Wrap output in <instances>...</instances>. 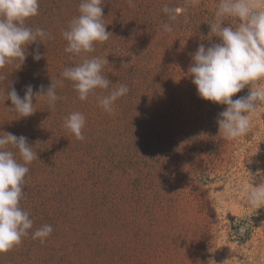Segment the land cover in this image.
Instances as JSON below:
<instances>
[{"label":"rangeland","instance_id":"obj_1","mask_svg":"<svg viewBox=\"0 0 264 264\" xmlns=\"http://www.w3.org/2000/svg\"><path fill=\"white\" fill-rule=\"evenodd\" d=\"M79 3L39 0L25 23L52 39L29 45L20 69H0V132L26 136L38 156L20 201L33 228L0 264H264V205L248 202L264 191V106L247 136L225 139V106L200 98L188 74L198 45L219 42L209 27L219 0H103L109 39L88 55L106 56L109 89L80 101L64 80L54 108L37 96L29 117L9 109L11 86L21 97L27 84L46 90L80 62L61 36ZM120 84L129 92L106 112L98 97ZM73 111L86 117L83 140L64 127ZM45 224L53 231L41 243L31 233Z\"/></svg>","mask_w":264,"mask_h":264},{"label":"clouds","instance_id":"obj_2","mask_svg":"<svg viewBox=\"0 0 264 264\" xmlns=\"http://www.w3.org/2000/svg\"><path fill=\"white\" fill-rule=\"evenodd\" d=\"M161 10L169 21L177 19V9L165 4ZM38 14L39 0H0V69L9 64L20 69L29 55V45L52 39L43 28L26 25V20ZM104 18L103 0H80L78 15L61 31L66 41L64 51L79 56L80 62L65 67L60 73L62 79L51 82L46 90L39 85L34 92V86L27 84L21 97L11 86L6 94L12 105L9 109L19 118L29 117L35 112L33 99L37 96L46 97L49 107L54 108L60 99L56 88L63 87L64 80L72 82L80 101H86L97 89H109L113 83L103 74L109 63L106 56L88 55L95 52L97 43L109 39ZM174 27L172 23L162 25L168 33ZM209 27L211 37L219 42L207 47L198 45L188 74L200 98L225 106L216 119L218 131L225 139L234 140L249 134L250 116L264 106V0H219ZM31 55L35 61L41 59L38 48ZM245 87L246 95L232 98ZM128 92V86L120 84L99 96L98 103L111 112L115 101ZM85 124L86 117L79 111L71 112L64 120V127L78 140L84 139ZM37 159L26 136L0 132V253L20 244L33 228V219L20 201L30 171L28 165ZM248 202L264 205V191L257 187L248 194ZM52 231V226L45 224L31 235L43 243Z\"/></svg>","mask_w":264,"mask_h":264}]
</instances>
